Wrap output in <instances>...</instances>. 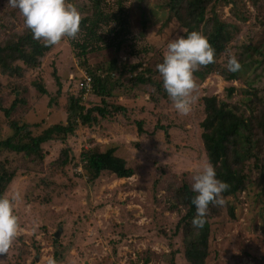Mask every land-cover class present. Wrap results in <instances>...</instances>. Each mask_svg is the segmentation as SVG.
Listing matches in <instances>:
<instances>
[{
  "label": "rangeland",
  "instance_id": "rangeland-1",
  "mask_svg": "<svg viewBox=\"0 0 264 264\" xmlns=\"http://www.w3.org/2000/svg\"><path fill=\"white\" fill-rule=\"evenodd\" d=\"M260 1L261 12L251 0H230L223 5L220 0L217 9L215 3L213 10L218 13L219 22L230 26L226 31L231 41L218 61L223 68L230 55L239 60L244 52L241 48L252 40L264 46L260 26L264 0ZM68 2L77 8L80 18L93 13L88 0ZM171 4V0H128L130 34L125 42L120 49L88 54L87 64L77 57L78 52L65 37L40 59L37 69L26 67L19 74L0 69L3 139L13 134L12 123L27 127L14 140L23 145L31 142L30 135H42L51 124L68 125V116L76 120L70 108L72 98L80 97L79 106L84 111L104 106L110 111L113 107L126 108L124 113L106 117L94 112L96 120L91 126L77 119L74 133L66 136L64 142L44 144L40 156L31 153L27 159L26 153L11 150L2 154L1 163L17 173L5 197L14 201L20 234L9 251L0 254V264H49L55 255L60 258L58 264H188L184 257V230L178 226L187 210L178 193L186 184L191 187L193 176L208 163L201 138V123L206 119L203 100L217 97L219 102L246 109L249 99L243 91L253 87L260 98L254 103H259V111L264 112V71L251 72V83L245 84V78L227 82L216 72L201 80L194 75L197 68L193 73L196 88L190 111L177 114L156 68L168 42L187 35V30L172 17ZM234 6L240 15H233ZM26 30L19 10L0 0V46L26 38ZM200 31L203 32L202 26ZM115 61L118 70L113 73V83L117 79L130 83L129 89L114 86L115 96L106 98L79 92L95 72L105 75L101 70ZM17 65L23 66L21 62ZM135 65L141 66L133 73L131 68ZM139 73L149 82L133 87L129 81ZM232 87L235 93L229 96ZM14 104L15 109L6 116V110ZM140 129L144 133L140 134ZM260 134L258 131L255 150L259 169L252 166L254 160L247 167L254 185L230 199L235 219L225 206L210 220L206 264H264V211L259 203L264 187V135ZM110 147L116 148L115 155L124 159L135 175L118 179L105 173L96 183H87L79 176L84 173L80 155L95 148L104 152ZM63 150L70 151L71 157L62 168L59 160Z\"/></svg>",
  "mask_w": 264,
  "mask_h": 264
},
{
  "label": "trees",
  "instance_id": "trees-1",
  "mask_svg": "<svg viewBox=\"0 0 264 264\" xmlns=\"http://www.w3.org/2000/svg\"><path fill=\"white\" fill-rule=\"evenodd\" d=\"M92 5V15L90 17L80 18L79 31L75 38H68L74 50H76L77 57L87 64V56L91 53L103 51L105 49L117 48L125 42L127 36L130 34L129 16L126 8L128 0H88ZM173 18H175L182 28L187 30V35L196 31L207 37L211 46L215 49L214 59L211 63L198 67L194 75L198 79L205 80L209 75L216 72L220 74L227 82H236L242 80L245 84L251 83L253 73L264 71V46L251 41L249 45L242 47L244 50L238 62L241 67L237 72H229L227 68H223L219 61V57L225 52L226 46L231 41L230 34L226 31L230 26L222 24L218 20V16L213 10L216 3V9L220 0H171ZM223 4L230 3V0H222ZM257 10H263V5L260 0H251ZM109 5V6H108ZM219 5V7L221 6ZM218 7V8H219ZM210 13L213 15L209 16ZM234 16L240 15L238 8L234 6L232 9ZM238 14V15H237ZM242 15V14H241ZM264 18V17H263ZM260 20V26L264 31V20ZM113 27L110 30L111 26ZM201 26L203 32H201ZM108 29L106 33L104 29ZM240 31L239 28L233 27ZM26 38L13 41L12 45L0 46V69L4 73L19 74L24 71L26 67L30 69H37L40 67V59L45 57L53 45H46L43 40L33 38L30 30H26ZM113 36L111 37V35ZM186 35V36H187ZM22 36V35H19ZM85 36L83 40L79 41L81 37ZM111 37V38H110ZM261 58V59H260ZM21 62L23 66L16 63ZM141 65H135L131 68L133 73L138 71ZM101 70V69H98ZM118 70L117 62H112L111 65L101 70L105 75H98L95 72L91 77L92 89L83 87L82 94L91 92L97 97L106 98L115 96L113 94L114 86L125 87L129 89V84H124L117 79L113 83V73ZM253 72L251 75L250 73ZM248 80V81H247ZM133 87L144 85L149 82L143 74L139 73L132 77L131 81ZM60 86V82L58 83ZM42 94H46L43 87H39ZM247 95L249 102L246 104V109H241L238 106H230L228 103L219 102L217 97L204 98L203 108L206 119L201 123L202 142L206 151L208 163L210 162L216 172L219 180L225 182L228 188L221 194L224 203L223 205L209 204L208 210L204 217V224L197 228L192 224L193 218L197 215L195 206L191 203L195 193L192 192L191 187L186 184L178 193V198L182 200L186 215L180 220L179 227L184 230V257L188 264H206L209 256V238L211 236V222L210 220L220 214L221 208L228 207L230 216L235 219L234 207L230 199L237 197L248 190V186H252L253 181L247 175L248 163L254 160L255 169H259V158L255 154L258 147L256 137L258 131L260 135H264V112L259 111V103H254V99L258 98V90L250 89L243 91ZM235 93V87L229 89V96ZM252 98V99H251ZM19 101L16 99V102ZM80 97L71 101V112L74 113L75 119L72 120V115L68 116V125L64 126L61 123L51 124L43 130L42 135L33 137L29 144H21L14 142L19 139V136L27 131L25 125H17L12 123L14 130L13 134L3 139L0 135V157L5 151H12L17 154L26 153L27 159L31 153L40 156L42 154V146L50 141L64 142L66 136L74 133L78 120L83 125H89L95 122L93 117L94 112L100 116L106 117L111 113H124L125 107H113L110 111L107 107H95L84 111L83 107L79 106ZM14 104L11 109L6 110L7 115H10V110H14ZM78 119V120H77ZM76 123V124H74ZM143 124H139L141 127ZM31 132V130H28ZM140 134L144 131L139 130ZM93 149V148H92ZM96 150V151H95ZM116 148L110 147L104 152H98L97 149L92 151H84L81 155V162L83 165V174L79 175L86 179L89 184L96 183L105 173L114 175L118 179H130L135 175V170L127 165L126 161L115 155ZM71 152L63 150L61 152L59 165L63 168L69 164ZM43 160V157H42ZM17 173L10 170L9 167L0 161V196L5 197V193L9 185L13 182ZM264 186V179L261 180ZM259 203L262 204L264 211V187L259 194ZM58 264L60 258L55 255L53 260Z\"/></svg>",
  "mask_w": 264,
  "mask_h": 264
},
{
  "label": "clouds",
  "instance_id": "clouds-1",
  "mask_svg": "<svg viewBox=\"0 0 264 264\" xmlns=\"http://www.w3.org/2000/svg\"><path fill=\"white\" fill-rule=\"evenodd\" d=\"M6 4L18 9L24 18L25 27L34 39L43 40L46 45H56L62 38H75L79 31L80 13L68 0H6ZM162 62L156 65L162 77V87L179 115L190 111L194 99L196 83L194 71L211 63L215 49L207 37L192 31L186 37L178 36L167 44ZM241 65L235 56L227 58L226 68L237 72ZM228 185L216 176L213 165L205 163L200 172L193 176L191 185L195 193L191 203L195 206L194 227L204 224L209 204L223 205L221 194ZM20 234L18 216L14 211V201L0 196V254L9 251ZM49 264H55L50 260Z\"/></svg>",
  "mask_w": 264,
  "mask_h": 264
},
{
  "label": "built area",
  "instance_id": "built-area-1",
  "mask_svg": "<svg viewBox=\"0 0 264 264\" xmlns=\"http://www.w3.org/2000/svg\"><path fill=\"white\" fill-rule=\"evenodd\" d=\"M85 88H91V80L89 79L88 82L84 85Z\"/></svg>",
  "mask_w": 264,
  "mask_h": 264
}]
</instances>
